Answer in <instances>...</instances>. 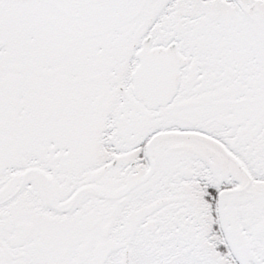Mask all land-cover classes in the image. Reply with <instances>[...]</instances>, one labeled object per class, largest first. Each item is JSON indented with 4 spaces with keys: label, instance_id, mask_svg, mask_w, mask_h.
I'll return each mask as SVG.
<instances>
[{
    "label": "snow or ice",
    "instance_id": "obj_1",
    "mask_svg": "<svg viewBox=\"0 0 264 264\" xmlns=\"http://www.w3.org/2000/svg\"><path fill=\"white\" fill-rule=\"evenodd\" d=\"M0 264H264V0H0Z\"/></svg>",
    "mask_w": 264,
    "mask_h": 264
}]
</instances>
